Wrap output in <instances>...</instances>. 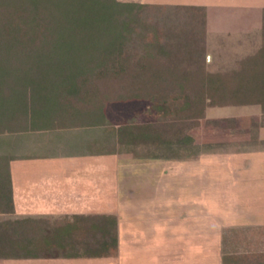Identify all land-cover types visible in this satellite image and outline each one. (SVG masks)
I'll list each match as a JSON object with an SVG mask.
<instances>
[{
  "label": "trees",
  "instance_id": "trees-1",
  "mask_svg": "<svg viewBox=\"0 0 264 264\" xmlns=\"http://www.w3.org/2000/svg\"><path fill=\"white\" fill-rule=\"evenodd\" d=\"M205 8L122 0H0V133L109 125L114 99L151 103L153 121L110 130L146 157L196 152L189 129L206 106L250 101L248 76L204 68ZM233 128V117L213 120ZM209 145V144H208ZM0 155V258L117 254L115 215L13 217Z\"/></svg>",
  "mask_w": 264,
  "mask_h": 264
},
{
  "label": "crops",
  "instance_id": "crops-1",
  "mask_svg": "<svg viewBox=\"0 0 264 264\" xmlns=\"http://www.w3.org/2000/svg\"><path fill=\"white\" fill-rule=\"evenodd\" d=\"M122 1L203 6L206 50L215 35L218 45L231 48H224V52L219 48V71L233 70L235 75L250 79L244 84L254 94L250 101L228 100L218 106L223 108L219 118L233 117L235 124L233 128L218 127V146L223 147L219 153L233 158L234 165L223 164L224 178L233 174V180L225 187L228 196L220 199L224 204L217 213L216 257L210 255L208 246L197 261L191 250L185 252L183 261L168 258L165 254L170 248L163 245L161 232L154 227L152 249L136 251L124 242L117 263L112 262L115 256H102L0 258V264H264V0ZM98 128L47 127L0 133V155L8 157L13 217L115 215L117 219L113 185L123 182L128 192L135 180L126 177L130 166L114 163L120 152L110 151L112 141L98 143L92 134ZM121 155L129 156V152ZM122 204L131 220L137 222L147 215L148 201L144 198H128ZM206 215L203 219L209 220L210 214ZM163 216L156 212L152 217L157 220ZM136 222L129 223V228L136 227ZM134 231L131 228L129 233Z\"/></svg>",
  "mask_w": 264,
  "mask_h": 264
},
{
  "label": "rangeland",
  "instance_id": "rangeland-1",
  "mask_svg": "<svg viewBox=\"0 0 264 264\" xmlns=\"http://www.w3.org/2000/svg\"><path fill=\"white\" fill-rule=\"evenodd\" d=\"M212 38L213 42H208L207 50L205 49L204 68L208 72H217L220 70L217 60L219 48H223V52L224 48H231L218 45L217 35ZM151 106V103L142 99L109 101L105 105L109 125L99 126L97 132L93 131L92 134L96 135L99 144L108 145L112 141L113 147H117L116 138H109L110 130L123 123L153 121L156 114L151 110ZM222 109L217 105L206 106L204 116L199 119L197 126L188 130L194 138V143L199 144L196 152L180 151L177 158L136 156L132 152H129L128 156L121 155L122 152H120L114 158L115 164L130 166L126 177L135 181H131L128 192L123 182L113 185L114 204L118 207L116 209L114 206L118 220L117 254L112 260L113 263L121 260V251L125 244L136 251L152 249L155 239L154 227L160 230L163 245L165 243L170 248L166 254L164 253L168 258L175 256L177 261H183L187 253L193 251V260L197 261L201 257V250L208 246L210 255L216 257L217 213L224 204L220 199L227 194L228 190L225 187L233 180L231 173L233 166L229 171L232 176L224 178L223 164L225 161V164L234 165L233 158L219 153L223 147L218 146V126L213 123V120L219 118V115L223 113ZM113 152L116 154L118 151ZM224 181L226 184H223ZM128 198L130 200L144 198L148 201L147 215L154 216L157 212L164 216L160 217L161 219L158 218L159 220H155L152 216H141V223L140 220L137 222L131 220L132 217L126 213L128 210L123 211L124 206H122ZM116 202H119L118 205ZM131 207L135 206L131 205ZM204 214H210V219H203ZM132 222H136L137 226L132 225L129 228L128 224ZM131 228L135 231L130 234ZM186 251L188 252L185 254Z\"/></svg>",
  "mask_w": 264,
  "mask_h": 264
}]
</instances>
